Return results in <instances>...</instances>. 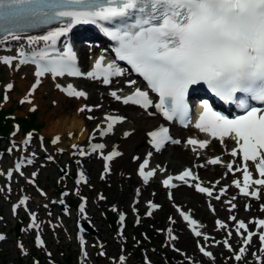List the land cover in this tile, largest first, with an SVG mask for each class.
I'll use <instances>...</instances> for the list:
<instances>
[{
  "label": "rangeland",
  "instance_id": "374dc122",
  "mask_svg": "<svg viewBox=\"0 0 264 264\" xmlns=\"http://www.w3.org/2000/svg\"><path fill=\"white\" fill-rule=\"evenodd\" d=\"M77 47H79L81 56L86 46L77 44ZM9 54L10 51H6L0 45V56ZM32 74L30 66L15 65L14 60L3 64L0 62V111L3 112V122L0 130L7 131L6 136L0 137V145L4 146L2 162L8 164V162L14 159L15 155L19 154V152H15V144L19 143L18 141L24 131H32L33 138L30 145L33 149L36 148L39 150L37 162L34 163V168L39 169L35 183L40 187L47 188L46 191L49 196L48 199H43L37 195L34 198H30L28 205H22L19 208L17 216H13L9 211L10 203L18 202V197L22 192L35 194V191L32 186L26 183L25 179H19L18 176L14 178L13 187L8 191L4 187V179L0 174V217H2L0 219V230H4L7 235V239L0 244V264L15 263L18 258L26 261L28 255L30 256L33 252L36 254H45L46 250L44 249L33 250V232L27 231L24 228L22 229L23 233L19 234V236H15L12 232L13 225L16 222L22 227L24 226L27 220L25 208L27 207L29 211L36 209L39 202L47 204L46 208L41 206L38 219L40 225L43 226V233L48 249L51 251L50 258H58L60 261H63L64 255L62 252L68 245L70 248L69 251H75L74 244H78L74 238L76 209H74V205L71 206L69 215L65 216L61 214L56 204L50 202L49 199L56 200L59 197L57 192L58 188H67L69 192L74 187L79 189L77 194H65L64 199L66 202L75 204L81 196H87L88 203L86 207L90 214L89 218L92 220L97 233H88L86 236L89 238V245L96 244L97 239H101V244L106 245L104 248L107 252V257L104 259H107V261L102 260L101 264H111V262H108V258L115 256L116 253L114 252L120 245H162L161 248L165 256L177 257L182 260V257L165 249L163 246L166 245L165 235L167 230L176 233L177 229H179V240H173L175 245L186 249L187 255L192 252L196 253L194 248L195 240L200 238L192 239L190 237L186 225L177 214V205L181 207L185 206L193 210L195 215L200 219V225L205 230H214V235H212L213 239L210 238L209 241L210 245H223L222 241L225 238H229L228 233L231 228L228 231L225 226L219 227L217 219L229 223L228 214L230 211L226 209L227 207L225 205L219 206L216 201L209 202L210 197L196 193L192 185H182L168 192L159 185L157 178H154L150 183L138 187V179L135 171L123 173L112 161L109 162L108 167H110V171L108 170V172L103 169L102 162H100L97 155L93 154L85 158L78 157L77 151L87 150L91 141L101 139L100 132L96 127L104 111L124 115L127 112L139 114V109H128L119 106V102L108 96V88L111 86L100 88L95 82L85 80L76 81L75 84L81 87L85 93H88L89 97L85 96L80 99H73V104L65 107L64 114L66 117L72 116L77 109L80 113L77 116L85 122L83 131L80 133L74 131L73 134H68L63 131L59 133L58 140L53 141V133L48 127L49 119H47V116L51 111L58 109L60 101L64 100L58 87L64 80L49 77L44 78L43 81L36 84V87L30 89V84L34 81ZM100 91L106 96V99L101 97H97L95 100L92 99L90 93L99 95L98 93ZM71 98L73 97H68L67 99L70 100ZM88 105L93 106V109H88ZM69 108L72 111L65 113ZM122 132V125H118L111 134L103 139L106 145L105 151L112 146L119 145L123 138ZM41 137L44 139L45 149L39 146V138ZM167 154L168 152L166 150L157 155L151 153L148 159L152 160L155 156L159 160L158 156ZM50 157H53V161L47 162V159ZM139 159V157H136L133 160L137 162ZM169 159L164 162H160L162 160L156 161L155 167L163 168L166 171H177V169L181 168V166L173 169L168 168L167 164L169 163ZM40 162H45L46 165L41 166ZM182 163L192 167V164L189 162ZM60 165L66 167L68 170V173L63 177L59 176L57 169ZM201 165L202 163H200ZM102 170L107 173L103 175ZM79 172L85 173L84 183L76 182V178L80 176ZM199 181L208 184L210 180L205 181L201 178ZM146 200L147 204L150 201L159 203L160 208L157 210L147 209L146 215ZM210 204L213 205L212 209ZM120 210L123 214L121 217L118 215V213L121 214L119 212ZM148 212L151 213L149 214ZM108 213H113L117 216L114 225L109 224ZM80 219L83 220V218ZM43 220L45 221L44 223ZM47 221L53 224L56 222L59 225L52 230L48 226L49 222ZM122 223H125V227H118ZM169 227L171 230L168 229ZM231 234L233 235V232ZM236 241V239L234 241L231 238V245H240V243L236 244ZM237 242H240V239ZM255 249L250 251L246 262H242L241 264H257L254 256L260 250L258 247ZM126 253L128 261L130 262L133 257L128 252ZM226 258L222 261L224 262ZM79 259L80 256L76 252L74 264L79 263ZM234 262L235 260L229 259L224 264H234ZM97 264H100V262L97 261ZM139 264L143 263L139 262Z\"/></svg>",
  "mask_w": 264,
  "mask_h": 264
},
{
  "label": "bare ground",
  "instance_id": "6f19581e",
  "mask_svg": "<svg viewBox=\"0 0 264 264\" xmlns=\"http://www.w3.org/2000/svg\"><path fill=\"white\" fill-rule=\"evenodd\" d=\"M24 49L23 46H20V51ZM95 49L89 50L85 48L83 50V53L81 54L82 63H87V52L88 51H94ZM16 51L12 52V55H15ZM15 63H17L15 61ZM35 78H38L33 73ZM45 78H52L57 79V76H44ZM59 78L63 79L64 81L68 82L67 77L65 76H59ZM78 80H85L89 82H93L90 79H78ZM43 81V80H42ZM74 83V84H73ZM76 81L74 80L72 83L68 82L67 86L71 87L73 90H80L79 96L71 98L68 100L67 96L64 95L63 92H61L63 101H60L59 108L56 110L51 111L47 119L48 121V127L50 130H52V136L58 137L63 131L67 132L68 134H73L74 131L80 133L83 131V126L85 122L79 119L77 115H80L79 111L76 109V111L73 113L72 116L66 117L64 114L65 107L73 104V101L76 99H80L81 96L85 97L88 96V93H85V91L79 87L77 84H75ZM98 86L101 88L102 86L98 84ZM31 92L30 90H28ZM112 91H115L114 96H119L120 92L117 89L116 86H112L108 89V96L112 97L110 94ZM99 95H94V93H90V96L92 99H97V97H101L103 99H106V96L103 95V93L100 91L98 93ZM114 98V97H112ZM74 99V100H73ZM119 106L126 107L128 109H136V107L128 104H122L119 103ZM71 108H69L65 113L71 112ZM108 113V111H104V114ZM117 114V113H115ZM110 118L108 119H101L97 123V127L99 130H102L105 126V123L109 122ZM114 127H117L118 125H122L123 132H122V140L119 143V145L112 146L107 151H104L103 148L100 150L95 151L94 153L99 157L100 162L103 164H109V162H114L115 165L122 170L123 173L127 172H133L135 171V174L137 176V168L139 162L143 158H148V156L151 155L152 151L149 149L147 145V141L149 140V133L154 130L159 125H162L164 121L161 119V117L155 113V110L150 108L148 111H143L140 109L139 114H131V112H127L123 115V118L121 122L114 121L111 122ZM184 131L179 129V131L176 133V135L181 136L182 139L184 138ZM185 140H181L182 144L180 145H172L165 150L168 152L167 155L164 156H158L159 160H162L160 162H164L165 160L169 159V163L167 164L168 168H178L181 166V170L187 168V166H190L188 164H183L182 162H189L192 164V174L190 176V179L186 180L193 181L199 180L203 178L205 181L210 180V187H215L222 184H228V188L223 191L221 195H215L212 197V195H209L212 197L214 201L217 202V205L223 206L227 205L228 207L231 206L232 210L230 213L234 214V220L233 223L237 222H246L247 223V230H253L254 223L257 219H260L264 222V193H260L258 198L256 200H252L246 197H242L238 194L239 190L236 186L231 185L232 179H239L243 173H246L250 171L252 168V164L246 163L245 166H239L236 167V164L238 162L237 155L233 152H231V138L225 139L223 143L217 142L216 140H212L210 145L206 146L205 148H196V147H190L186 146ZM91 145H89V152ZM112 149H116L120 151L119 156L111 158V156L105 155L107 152L111 151ZM174 149V150H172ZM164 151V149H163ZM162 151V152H163ZM158 152L154 153V155H157ZM198 154L202 157H198ZM213 156L217 157L216 162L211 165L209 162L212 159ZM136 157H139L140 159L137 160V162L133 159H136ZM132 158V159H131ZM173 158V159H172ZM157 158L154 156L152 160L148 161L147 168H154L155 175L154 177H159V184H161V179L164 177V174H172L176 173L177 171H166L163 168L155 167V163ZM179 161V162H178ZM204 163V167H200V163ZM229 162L233 163V166H229ZM182 164V165H181ZM166 171V172H165ZM139 176V175H138ZM137 176V177H138ZM152 179V178H151ZM150 179V180H151ZM146 181L145 177L142 180H140L141 184L138 181V187H141L143 182ZM197 183H194V185ZM136 185V184H135ZM213 185H216L215 187ZM134 186V185H133ZM136 186V189L138 190V187ZM166 191H173L172 189H169L165 187ZM221 189V187L219 188ZM211 202V201H210ZM223 222V221H222ZM224 224V222H223ZM226 226V225H224ZM236 230H240L239 227H235ZM228 229V228H227ZM226 241V239H225Z\"/></svg>",
  "mask_w": 264,
  "mask_h": 264
},
{
  "label": "flooded vegetation",
  "instance_id": "af4514ba",
  "mask_svg": "<svg viewBox=\"0 0 264 264\" xmlns=\"http://www.w3.org/2000/svg\"><path fill=\"white\" fill-rule=\"evenodd\" d=\"M41 206H43V208L47 207V205H39L36 207L37 212L41 209ZM32 248H33V250H38L34 247L33 242H32ZM76 248H77L76 245H74L75 251H73V250L69 251L70 248L68 245L66 249H63V252H62V254L64 255L63 261L62 260L60 261L58 258H50V256L49 257H38L37 259L39 261H48V264H74V262H75L74 256H75L76 252H78ZM207 248L212 250V252L215 256V261L217 262V264H224V262L222 261L226 257V252L224 250H222L219 247L215 248L213 245H208ZM44 250H46L51 255V251L48 249V245H45ZM67 251H69V252H67ZM33 253H34V255H40L41 254V253L36 254L35 252H33ZM78 254H79V252H78ZM196 254L200 260L198 264H212L208 259L203 258L198 252H196ZM79 256H80V254H79ZM84 261L89 262L87 258L80 256L79 263H77V264H81Z\"/></svg>",
  "mask_w": 264,
  "mask_h": 264
},
{
  "label": "water",
  "instance_id": "95a60500",
  "mask_svg": "<svg viewBox=\"0 0 264 264\" xmlns=\"http://www.w3.org/2000/svg\"><path fill=\"white\" fill-rule=\"evenodd\" d=\"M57 202H58V204L60 205L61 209H63V208L65 207V205H66L62 200H58ZM77 224H78V226L80 227V226H82V224H84V223H80V222L78 221V219H77ZM17 228H18V227H17Z\"/></svg>",
  "mask_w": 264,
  "mask_h": 264
},
{
  "label": "trees",
  "instance_id": "16d2710c",
  "mask_svg": "<svg viewBox=\"0 0 264 264\" xmlns=\"http://www.w3.org/2000/svg\"><path fill=\"white\" fill-rule=\"evenodd\" d=\"M2 122H3V112L0 111V128L2 127Z\"/></svg>",
  "mask_w": 264,
  "mask_h": 264
}]
</instances>
